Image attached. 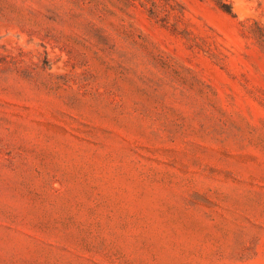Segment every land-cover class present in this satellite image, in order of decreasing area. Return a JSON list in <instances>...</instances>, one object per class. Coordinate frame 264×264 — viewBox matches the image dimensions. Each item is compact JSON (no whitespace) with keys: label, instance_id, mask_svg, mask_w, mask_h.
<instances>
[{"label":"rangeland","instance_id":"374dc122","mask_svg":"<svg viewBox=\"0 0 264 264\" xmlns=\"http://www.w3.org/2000/svg\"><path fill=\"white\" fill-rule=\"evenodd\" d=\"M0 264H264V0H0Z\"/></svg>","mask_w":264,"mask_h":264}]
</instances>
